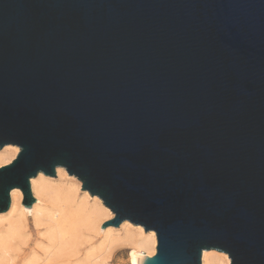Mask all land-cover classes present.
Here are the masks:
<instances>
[{"label":"water","instance_id":"95a60500","mask_svg":"<svg viewBox=\"0 0 264 264\" xmlns=\"http://www.w3.org/2000/svg\"><path fill=\"white\" fill-rule=\"evenodd\" d=\"M4 146L0 214L61 167L141 264H264V0H0Z\"/></svg>","mask_w":264,"mask_h":264},{"label":"bare ground","instance_id":"6f19581e","mask_svg":"<svg viewBox=\"0 0 264 264\" xmlns=\"http://www.w3.org/2000/svg\"><path fill=\"white\" fill-rule=\"evenodd\" d=\"M18 153L14 146L0 149V168ZM30 185L35 200L30 208L21 204L22 192L14 189L9 209L0 214V264H9L29 246L31 225L40 239L35 250L38 245L43 255L31 253L27 264H107L113 250L120 246L137 251V264L155 255L153 231L144 234L142 227L129 222L100 230L104 222L112 220V212L99 198L80 190V182L63 168L56 169L55 179L39 173L30 179ZM201 264H230V259L223 252L204 250Z\"/></svg>","mask_w":264,"mask_h":264},{"label":"rangeland","instance_id":"374dc122","mask_svg":"<svg viewBox=\"0 0 264 264\" xmlns=\"http://www.w3.org/2000/svg\"><path fill=\"white\" fill-rule=\"evenodd\" d=\"M106 222H104V223H106ZM32 228L33 227L31 225V237H30L31 241L29 242V246L25 247L24 251L22 253H20V255L18 254L20 257L18 255H15L13 257L14 258L13 261H11L9 264H27L26 262L32 256L31 253H34L35 251H36L35 253H39L40 255H43L42 254L43 251L41 249H39V247H38V245L40 244V242H39L40 239H38V236H36V234ZM100 240L101 239H97V242H99ZM35 244H38V245H36L37 249L40 250L41 252L40 251L37 252L38 251L37 249L35 250V248H36ZM138 256L139 255L137 254V251L135 249H133L132 247L129 248L128 246H120V247H117L113 250L112 256L107 261V264H137ZM15 257L17 258V260Z\"/></svg>","mask_w":264,"mask_h":264},{"label":"snow or ice","instance_id":"6c2138e0","mask_svg":"<svg viewBox=\"0 0 264 264\" xmlns=\"http://www.w3.org/2000/svg\"><path fill=\"white\" fill-rule=\"evenodd\" d=\"M225 259H227V257H225Z\"/></svg>","mask_w":264,"mask_h":264}]
</instances>
